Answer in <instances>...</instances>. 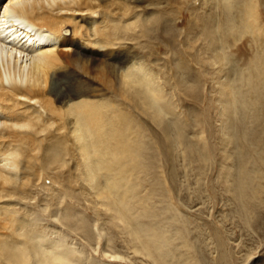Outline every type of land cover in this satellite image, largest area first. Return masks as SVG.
<instances>
[{
	"label": "bare ground",
	"instance_id": "bare-ground-1",
	"mask_svg": "<svg viewBox=\"0 0 264 264\" xmlns=\"http://www.w3.org/2000/svg\"><path fill=\"white\" fill-rule=\"evenodd\" d=\"M154 1L0 0V264L81 262L82 257L64 244L61 235L57 240L47 237L44 229H39L44 226L38 222L41 216L56 215L58 210L56 216L62 224L90 236L87 221L76 214L72 201L65 199L78 196L74 183L80 194L88 185L96 202L124 224L127 234L135 237L130 238L135 253H144L153 264L198 263L199 259L193 258L196 256L188 255L193 245L187 240L182 241L189 250L185 253L187 257L179 254L173 260L172 252L178 247L169 245L171 240L159 225L142 222V212L137 210L139 203L143 212L148 208V199H140L138 192L142 179L154 168V162L151 164L146 155L150 141H145V130L140 125L143 121L139 120L147 121L149 112L157 128L161 126V134L155 135L154 140L160 151L172 144L171 133L181 141L186 127L176 114L171 118L173 121H163L165 113L173 115L175 111L171 100L170 104L165 101L164 86L155 81V73L144 67L147 60L139 61L141 57L128 40L141 38L146 45L145 53L168 50L165 61L171 63L176 79L186 70L191 76L194 72L190 69L191 62L199 63L198 55L189 54L182 46L189 35L182 34L177 24L183 8L175 4L182 0H163L165 4L158 8L159 13L149 16L148 22L132 20L137 8L147 9ZM249 2L222 0V5L218 2L226 24L242 15V6ZM116 6L117 13L126 19L111 17L114 14L110 10ZM104 11L109 15L102 18ZM216 11L213 12L217 14ZM199 15L198 12L192 15L198 19H192L186 25L187 30H194L200 22L210 48V20L205 22ZM68 28L71 34L66 37L63 33ZM26 54L29 61L19 62ZM256 64L251 66L252 77L257 75ZM99 80H104V87L108 85L115 90L111 96L123 99L126 110L120 102L106 96L104 87H98L102 85ZM150 146L154 148L153 144ZM168 149L167 152L171 151ZM246 151L240 150L237 171L229 173L231 188L226 190L237 200L242 217L259 222L264 213L261 205L252 200L261 193L258 179L262 175L260 168L264 169V158L251 162L252 158L249 161L245 157ZM41 192L47 196L46 204L36 211L35 206L42 200ZM54 199L59 200L58 205H53ZM156 221L159 220L153 222ZM47 223L53 225L52 221ZM217 247L216 264L234 263L223 253L221 244Z\"/></svg>",
	"mask_w": 264,
	"mask_h": 264
},
{
	"label": "rangeland",
	"instance_id": "rangeland-1",
	"mask_svg": "<svg viewBox=\"0 0 264 264\" xmlns=\"http://www.w3.org/2000/svg\"><path fill=\"white\" fill-rule=\"evenodd\" d=\"M216 1L222 5V0H182V3L175 4L183 8L180 9L181 18L178 16L177 19L178 27L182 34H189L188 40L182 46L184 49L187 48L189 54L198 55L199 63H188L191 64L190 69L197 73V77H194V72L188 76L186 70L179 74V79H176L171 72V63L165 61L169 54L168 50H156L149 54L145 53L146 45L141 38L128 40V43L135 46V54L141 57L139 61L147 60L146 66H143L155 73V81L161 82L164 86L165 101L169 103L171 100V106L176 111L173 110V115L165 113L163 121L174 119L176 114L186 127L181 141L176 139L174 133L170 134L171 151L167 152L169 147L160 151L154 140L161 134V126L157 128L158 124L149 112L146 114L147 121L142 118L139 120V123L143 121V125H140L144 127L143 131L145 130V141H150L147 147L150 151L146 149V155L151 164L154 162L152 164L154 168L151 174L142 179L143 184L138 192L140 199H148L145 200L148 208L143 212V206L140 203L136 205L137 210L142 212L140 217L142 222L159 225L164 235L171 240L169 245L174 249L178 247L174 250L175 253L172 252L173 260L175 255L186 256L185 253L189 250L182 241L187 240L193 245L192 252L188 255L190 258L192 257L190 255L196 256L193 258H198L199 264L217 263L218 244L222 245L223 253L227 254L231 261L234 260L232 264H264V218L257 222L259 219L255 221L251 217H242L237 210V200L231 191L226 190L231 188L229 173L237 171L236 163L240 159L241 155L238 154L241 153V149L247 150L245 157L249 161L252 158L251 162L264 158V0H250L244 4L242 6L244 13L236 15L235 21L229 24H226L224 14L219 11L221 6L219 8ZM163 2L156 0L152 5H148L147 9L137 8L132 20H138V23L148 22L151 20L149 16L159 13L158 8L165 4ZM117 7L110 10L114 14H111L113 15L111 17L115 20L126 19L117 13ZM214 10H217V14L213 12ZM197 12L200 14L199 18L202 16L205 22L210 20V48L206 45L208 40L200 22L195 29L193 28V32L187 30L186 25L192 19H198L192 17ZM102 14V18L109 15L105 11ZM63 34L69 37L70 29L68 28V31L66 29ZM140 47H143V50H140ZM28 56L23 55L24 59L19 62H28ZM254 64L257 75L252 77L250 72ZM159 73L160 75H157ZM103 81H98V84H102L98 87H104ZM107 88L108 85L102 90L106 91L104 92L108 94L106 96H114L115 90ZM112 99L120 102V106L126 110L127 105L121 102L123 99L120 100L117 96ZM150 144H153L154 148H151ZM148 153L153 154L149 156ZM251 166L253 164H250ZM260 171L262 175L258 179L260 183L258 190L261 193H258V198L252 202L260 204L259 208L264 211V169L260 168ZM45 181H48V178H45ZM74 187V192L78 196L75 198L70 196L72 199L65 196V199L72 201L71 204L77 209L76 214L82 215L80 217L87 221L92 233L88 237L76 229L67 228L57 219L58 210L55 209L57 216L44 215L38 219L40 225L44 226L39 229H44L47 237L57 240L56 238L61 235V238L65 239L64 244L82 257V264H153L144 253L137 251L135 253L133 244L130 243V238L133 237L127 234L122 222L119 223L120 221L112 218L111 212L106 210L102 203L96 202L98 200L93 198L95 197L93 190L90 191L91 194L89 193L91 189L88 185L81 194L75 183ZM43 193H40L42 200L37 203L36 208L34 207L36 211L46 204L47 196ZM32 200L30 201L33 202ZM59 200L54 199V204L51 203L50 207L52 204L58 205ZM95 211H98V214ZM154 212L157 216H154ZM136 215L139 216L137 213ZM262 216L264 217V214ZM154 219L159 221L155 223ZM49 221H52L53 225L47 223ZM169 254L172 255L171 252ZM182 260L184 261V258Z\"/></svg>",
	"mask_w": 264,
	"mask_h": 264
}]
</instances>
